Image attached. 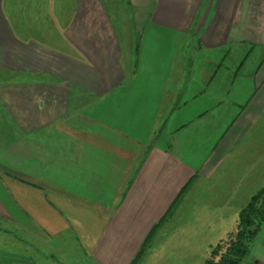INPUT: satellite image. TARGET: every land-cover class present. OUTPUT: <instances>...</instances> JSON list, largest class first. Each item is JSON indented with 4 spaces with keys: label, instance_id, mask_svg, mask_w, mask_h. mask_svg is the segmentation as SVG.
Masks as SVG:
<instances>
[{
    "label": "crops",
    "instance_id": "crops-1",
    "mask_svg": "<svg viewBox=\"0 0 264 264\" xmlns=\"http://www.w3.org/2000/svg\"><path fill=\"white\" fill-rule=\"evenodd\" d=\"M124 1L0 0V264H130L264 108V0Z\"/></svg>",
    "mask_w": 264,
    "mask_h": 264
},
{
    "label": "rangeland",
    "instance_id": "rangeland-1",
    "mask_svg": "<svg viewBox=\"0 0 264 264\" xmlns=\"http://www.w3.org/2000/svg\"><path fill=\"white\" fill-rule=\"evenodd\" d=\"M101 2L123 48V62L135 61L140 35L133 33L137 28L131 23L133 13L124 0ZM257 114L237 151L226 158L212 178L191 186L185 201L175 207L135 264H205L211 249L235 231L239 211L264 185V108ZM11 233L9 228L0 227V236ZM262 240L264 223L242 264H251L259 245L262 248Z\"/></svg>",
    "mask_w": 264,
    "mask_h": 264
},
{
    "label": "trees",
    "instance_id": "trees-1",
    "mask_svg": "<svg viewBox=\"0 0 264 264\" xmlns=\"http://www.w3.org/2000/svg\"><path fill=\"white\" fill-rule=\"evenodd\" d=\"M186 187L187 184L180 190L167 212L152 226L130 264H135L142 256L155 233L174 211ZM262 223H264V185L241 208L235 231L228 239L219 241L211 249L205 264H242L243 259L250 251L252 242L260 231Z\"/></svg>",
    "mask_w": 264,
    "mask_h": 264
}]
</instances>
